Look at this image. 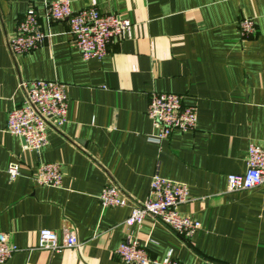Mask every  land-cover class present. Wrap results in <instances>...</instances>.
Instances as JSON below:
<instances>
[{
	"label": "crops",
	"instance_id": "1",
	"mask_svg": "<svg viewBox=\"0 0 264 264\" xmlns=\"http://www.w3.org/2000/svg\"><path fill=\"white\" fill-rule=\"evenodd\" d=\"M64 0H0V233L20 250L3 264H123L115 250L136 241L154 264L167 254L181 264H264V185L228 193L227 175L246 170L250 144L264 146V0H67L132 24L127 39L106 56L83 61L65 21H47L46 5ZM43 44L12 56L10 38L28 9ZM253 19L242 38L238 22ZM65 85L67 123L48 129L35 153L6 134L10 110L23 102L21 81ZM151 93L182 96L197 111L196 129L158 142L147 118ZM42 163L58 164L59 188L33 181ZM19 166V177L6 174ZM158 175L188 189L179 212L200 229L182 240L146 217L126 227L129 207L102 208L108 185L133 203L148 195ZM74 231L79 250H35L37 232Z\"/></svg>",
	"mask_w": 264,
	"mask_h": 264
},
{
	"label": "built area",
	"instance_id": "2",
	"mask_svg": "<svg viewBox=\"0 0 264 264\" xmlns=\"http://www.w3.org/2000/svg\"><path fill=\"white\" fill-rule=\"evenodd\" d=\"M47 21H65L69 34L83 61L101 60L106 56L107 45L127 39L132 24L120 15H102L95 6L74 12L67 0L55 1L45 7ZM38 15L28 9L17 24L13 35L7 40V49L12 56L25 55L40 47L45 35L40 29ZM239 34L248 38L255 33L253 19L242 18L238 22ZM18 88L23 92V102L9 111L5 133L23 141V150L40 153L48 145L47 131H60L67 123L68 101L65 85L56 81H21ZM184 98L171 93H151L147 118L155 129L154 137L160 142L173 132H191L196 129V108L184 105ZM9 179L19 177V166L9 164L6 169ZM62 172L58 164L42 163L33 181L44 187L59 188ZM227 192L237 193L264 185V146L250 144L246 151V170L241 175H227ZM102 208L129 207L130 214L124 221L126 227L140 226L146 217L159 221L182 240L191 239L200 229V224L179 212V207L188 201V189L179 183L154 175L150 181L147 198L133 203L120 194L117 187L108 185L99 195ZM81 243L72 229L64 228L61 235L41 229L37 232L35 250L60 253L65 249L79 250ZM20 249L10 243L5 233H0V264L8 261ZM115 256L123 264H154L145 250L136 241L126 239L115 250ZM159 264H181L167 254Z\"/></svg>",
	"mask_w": 264,
	"mask_h": 264
}]
</instances>
